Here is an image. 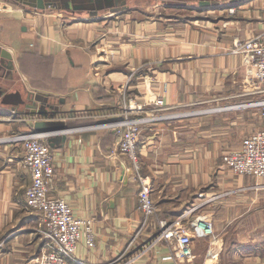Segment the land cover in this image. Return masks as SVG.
<instances>
[{
  "label": "crops",
  "instance_id": "obj_1",
  "mask_svg": "<svg viewBox=\"0 0 264 264\" xmlns=\"http://www.w3.org/2000/svg\"><path fill=\"white\" fill-rule=\"evenodd\" d=\"M252 2L236 5L237 14L229 16L219 9L221 15L205 24L129 6L118 10L117 24L102 12L34 11L0 0V47L11 53L14 68L0 80V264H37L41 250L40 212L25 204L30 174L23 145L10 137L38 130L36 120L45 123L40 130L52 152L48 194L92 219L94 247L81 238L68 264H175L167 241L155 240L157 225L142 224L138 180L128 173V157L116 150L114 122L134 115L144 118L137 150L157 209L153 218L187 216L194 205L192 215L212 217L213 235L203 237L209 239L206 253L182 264H264L256 252L264 246V228L255 231L250 222L261 209L257 203L264 208V187L222 166L227 150L264 129L253 86L241 91L243 77L247 82L241 55L229 51L234 37L264 31L260 19L241 15ZM108 28L105 41L116 48L109 59L99 39ZM140 63L153 64L152 78L132 82L128 71ZM33 96L47 99L54 114L38 117ZM129 97L143 110L125 113ZM151 111L156 117L149 119Z\"/></svg>",
  "mask_w": 264,
  "mask_h": 264
},
{
  "label": "built area",
  "instance_id": "obj_2",
  "mask_svg": "<svg viewBox=\"0 0 264 264\" xmlns=\"http://www.w3.org/2000/svg\"><path fill=\"white\" fill-rule=\"evenodd\" d=\"M232 51L244 55V61L248 64L247 82L253 86L252 93L264 94V35L244 40L236 39ZM161 102L160 99L155 101L156 104ZM252 104L260 108V114L264 119V98L259 103L252 101ZM124 109L125 113L138 112L142 110V106L125 104ZM152 112L148 113L149 119L156 117ZM143 119L126 116L114 122L113 125L119 135L116 150L128 157L138 180L137 199L138 208L144 217L142 224L145 222L154 226L156 224L158 232L155 240L167 241L175 264H182L194 257L192 239L213 235L212 217L209 213L198 214L187 224L182 222L186 218L185 214L171 221L153 218L157 209L151 197V184L139 171L137 143ZM41 133L27 131L12 134L10 137L22 143L23 164L30 174V183L24 193L25 204L39 211L41 216L42 227L39 231L43 242L36 257L37 264H68L74 259L76 246L81 238L88 248L94 247L95 233L92 219L77 216L65 199L48 194L47 185L53 175L54 166L52 152ZM222 166L235 175L251 176L264 186V129L251 133L239 147L227 150L222 155ZM196 209L197 205L191 206L187 215Z\"/></svg>",
  "mask_w": 264,
  "mask_h": 264
},
{
  "label": "rangeland",
  "instance_id": "obj_3",
  "mask_svg": "<svg viewBox=\"0 0 264 264\" xmlns=\"http://www.w3.org/2000/svg\"><path fill=\"white\" fill-rule=\"evenodd\" d=\"M19 2L22 3V1L25 2V4H27V2L25 0H18ZM129 1V6H139L140 8H143V9H146L147 11L149 12H152V14H161L163 15V13H166V14H176V15H185L188 19H198L197 23H204L202 20L204 19H216L218 15H221L220 12L218 11L219 9L223 10V11H226L225 12V15L229 16V15H233V14H237V10H236V5L234 6H228V7H224V6H227V2L230 1V0H215L217 1L220 5V8H216V9H213L215 12H211V10H206L208 8H206V6H199L198 2L201 1V0H164V1H182V2H185L187 5H181L179 7H176V8H170V7H164L162 4H163V0H128ZM210 1V0H209ZM212 1V0H211ZM251 1L253 0H242L240 1V3L242 2H247V3H251ZM231 2V1H230ZM225 3V4H224ZM238 3V4H240ZM221 4H222V7H221ZM237 4V5H238ZM192 5V6H191ZM248 9L244 10L241 15L245 16V17H248V18H251L252 20L253 19H260V21H262L264 23V0H256V2H252V4H248ZM128 6V7H129ZM189 6V7H188ZM191 7V8H190ZM200 7V8H199ZM165 8V9H164ZM0 10H1V14H5V10L0 7ZM231 10V11H230ZM4 12V13H3ZM99 12H102L103 14H105L107 16L108 19L110 20H113L114 23H120V21L122 20L121 18V14L118 13L116 14L115 12H111V11H99ZM224 13H222L223 15ZM83 15H87L89 16L87 13L83 14ZM82 15V16H83ZM236 16V15H234ZM204 17V18H203ZM112 33V29L111 28H108V29H104L102 31V34L100 35L99 39L101 41L104 42V44L106 46V49L108 51V56L107 58L109 59L110 57H112L114 55V52L116 51V48L114 46V44H112L110 41H105V38L107 40V38L109 37V35ZM262 34H253L252 36L250 37H255V36H261V35H264V31L261 32ZM250 37H245V38H240L239 36H236L234 37V40L233 42L236 40V39H240V40H244L246 38H250ZM72 45L74 44L73 42L71 43ZM71 44L69 46H71ZM80 47H87L89 46L88 44H85V45H80ZM233 46V44H232ZM232 46L230 47L229 51L230 53L232 54H237V53H234L232 51ZM241 55V61L243 63V65H245L246 67V72H245V75H247V71H248V64L244 61V55L243 54H240ZM141 65L139 67H134L132 68L131 70L128 71V76L129 78L131 79L130 81H134V82H137L140 81L142 83H144V81H147L149 80L150 78H152V66L153 64H150V63H140ZM8 67L11 69V72L12 70H14L13 68V62L12 60L8 63ZM149 76V77H148ZM141 77V79H140ZM249 82V81H248ZM248 82H246V77H243V81L241 82L242 83V90L241 91H247L249 88L247 89H244V87L247 85H250ZM244 89V90H243ZM255 94L258 96V98L256 100H253L255 101L256 103H259L261 99L264 98V94L263 93H258V92H255ZM122 96V95H121ZM120 96V97H121ZM126 97V96H125ZM130 98V99H129ZM128 98V104H132V106H137L139 103L136 101L137 98L135 97H129ZM136 99V100H135ZM158 99H154V101H156ZM257 108L260 110V108L257 106ZM143 110V109H142ZM141 110V111H142ZM139 112V111H138ZM138 112H128V114H136ZM152 112V111H151ZM139 117L138 115H134V116H128V117ZM132 170V168H131ZM264 187V186H262ZM257 207L258 208H261L260 210L258 209V212L255 213L254 215V218L250 221L251 223H254L256 226H257V230H261L262 228H264V208L263 206H261V202H258L257 203ZM189 206L186 205V208ZM195 218L194 215H187L186 218H184L182 220L183 223H190V220ZM157 235V234H156ZM208 240L209 239H206V238H194V259L198 258H202V256L206 253L207 251V245H208ZM208 254H210L208 252ZM36 263H37V260H36Z\"/></svg>",
  "mask_w": 264,
  "mask_h": 264
},
{
  "label": "water",
  "instance_id": "obj_4",
  "mask_svg": "<svg viewBox=\"0 0 264 264\" xmlns=\"http://www.w3.org/2000/svg\"><path fill=\"white\" fill-rule=\"evenodd\" d=\"M18 1V0H17ZM27 4H25L24 1H22L23 5L28 6L31 8V10H38V9H59L64 12L72 13L75 12L82 14H89V15H97L99 11L105 10V11H111L117 13L118 10L126 9L129 6L128 0H25ZM231 2H237L242 0H230ZM164 4H173L176 6H183L187 5L185 2L182 1H164ZM218 3L215 0H201L198 2L199 6H206V8L210 5H214ZM199 7V8H200ZM202 8V7H201ZM12 60L11 53L4 47H0V80L6 78L5 72L10 73L11 69L8 67V63ZM1 82V81H0ZM36 101H39L40 103L37 105L36 109V115L38 117H50L54 114L56 111V107L53 105H49L47 102V99H41L38 96L33 98ZM33 104H35V101H32ZM31 102V103H32ZM47 108H51V111H49ZM53 110V112H52ZM51 112V113H50ZM34 126L39 128L38 130H35V132H44L43 130H40V128H46L45 123L43 121L36 120L34 123ZM131 168L128 169V173H131Z\"/></svg>",
  "mask_w": 264,
  "mask_h": 264
},
{
  "label": "trees",
  "instance_id": "obj_5",
  "mask_svg": "<svg viewBox=\"0 0 264 264\" xmlns=\"http://www.w3.org/2000/svg\"><path fill=\"white\" fill-rule=\"evenodd\" d=\"M163 2V1H162ZM238 3H240V1H237V2H230V1H228L227 2V6H225V7H228V6H234V5H237ZM225 4V3H224ZM219 3H216V4H214V5H210V6H208L207 8H217V7H219ZM222 5V4H221ZM192 6V5H191ZM262 242H264V239H263V241ZM256 252H258L260 255H262V256H264V246H262V248H258L257 250H256Z\"/></svg>",
  "mask_w": 264,
  "mask_h": 264
},
{
  "label": "bare ground",
  "instance_id": "obj_6",
  "mask_svg": "<svg viewBox=\"0 0 264 264\" xmlns=\"http://www.w3.org/2000/svg\"><path fill=\"white\" fill-rule=\"evenodd\" d=\"M231 11V10H230Z\"/></svg>",
  "mask_w": 264,
  "mask_h": 264
}]
</instances>
